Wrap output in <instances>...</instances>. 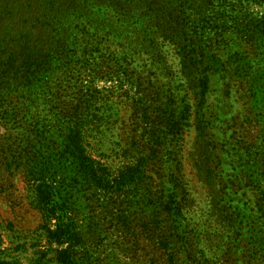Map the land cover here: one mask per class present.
<instances>
[{
	"label": "trees",
	"instance_id": "obj_1",
	"mask_svg": "<svg viewBox=\"0 0 264 264\" xmlns=\"http://www.w3.org/2000/svg\"><path fill=\"white\" fill-rule=\"evenodd\" d=\"M262 3L264 0H0V171L10 179L15 173L23 174L29 183H33L30 186L33 202L29 205L41 215L40 230L46 234L48 242L68 245L57 253V264H75L73 250L83 240L72 219L66 217L68 200L63 195H68L74 185L82 184L105 192L111 187L105 170L98 169L85 150L81 121L83 117L87 120L91 117V102L96 100L93 87L100 81L114 78L119 84L132 78L133 83L142 81L139 86L145 92L157 90L145 95L147 102L142 109L162 131L153 132L151 144L162 147L169 142V137H173V132L183 136L190 126H194L199 139L197 144L202 146L209 140L207 117L211 115L208 98L212 70L205 45L199 39L204 35L212 36L213 32L219 34L228 22L234 21L232 17L228 19L229 8L235 12L237 7ZM219 6L226 12H215ZM203 12L205 16L200 22L206 25L198 30L193 17L202 16ZM240 24L238 30L244 42L255 43L256 35H264V25L255 20ZM202 31L205 33H198ZM168 42L183 48L178 49L180 73L186 76L189 84L181 85L186 89L182 101L176 100V89L172 86L175 77L170 76L171 72L161 71L164 62L158 59ZM143 60L151 64V79L135 78V72L129 71L132 64ZM109 69H113L111 79L105 76ZM157 71L164 73L168 84L156 76ZM246 76L244 81L249 80ZM85 78L87 85L83 84ZM253 89L251 86L248 91L256 98ZM27 115L33 120L31 129L27 141L17 145L16 149H34L36 145L29 143L33 141L41 142L42 149L61 151H49L43 157L38 153L6 150L13 149L10 145L12 128H8V124H18L19 118ZM38 120H48L49 127L41 132ZM202 150L197 149V152ZM204 150L207 173L213 184L218 183L216 149ZM167 161H170L167 154H162L159 161L162 171ZM179 164L178 161L176 169L180 168ZM250 165L248 163L249 168L256 170L253 173L257 176L256 181L261 179L263 185L264 167L258 169ZM142 170L127 168L113 182L115 193L123 194L122 188L136 185L144 174ZM166 177L160 175L163 191L156 203L151 222L154 227L150 230L163 234L161 245L165 249L181 253L184 248L181 233L185 232L177 218L183 216L189 192L176 178L172 179L174 176L167 181ZM262 185L257 183L255 187L260 193L264 214ZM211 188V205L215 208L210 214L216 218V223L206 222L203 237L207 245L203 249L199 243L194 245L195 236L190 239L188 249H183L189 263L219 264L209 257L210 254L217 255L212 251L213 238L222 239L223 233L227 238L224 248H229L223 253L224 262L234 257L235 264L252 261L258 250L264 252V237L255 243V235L260 231L254 229L249 218L243 217L241 212L238 215L232 213L225 203L223 190L217 192ZM55 218L54 228L51 222ZM249 240L255 244L254 249L242 245ZM177 244H181V249L176 248Z\"/></svg>",
	"mask_w": 264,
	"mask_h": 264
},
{
	"label": "rangeland",
	"instance_id": "obj_2",
	"mask_svg": "<svg viewBox=\"0 0 264 264\" xmlns=\"http://www.w3.org/2000/svg\"><path fill=\"white\" fill-rule=\"evenodd\" d=\"M216 6L218 8V4ZM222 7L219 6L220 9L215 12H226ZM203 13L202 16L193 17L198 30L206 25L200 22V18L205 16ZM227 16L234 21L228 22L221 29L222 32L216 35L213 32L212 36L204 35L199 39L205 45L212 70L208 98L211 115L207 117L209 140L203 142L202 146L197 144L199 139L194 126H190L183 136L173 132L175 141H170L172 138L169 137V142L162 147L151 144L153 132L161 129L158 123L155 124L143 114L142 109L147 102L145 95L157 90L145 92L139 86L142 81L133 83L132 78L119 84L116 78L111 79L113 69H109L105 76L111 80L100 81L93 87L96 100L91 102V117L89 120L83 117L81 121L85 150L97 168L105 170L111 187L105 192L82 184L74 185L68 195H63L68 200L66 217L72 219L83 238L81 245L73 250L75 264H191L183 249H188L193 236L197 239L194 245L199 243L203 249L207 245L203 237L206 222L211 220L212 224L216 223V218L210 214L215 208L211 205V187L217 192L223 190L225 203L231 207L232 213L238 215L241 212L243 217L249 218L254 229L260 231L255 235V243L264 237L263 203L255 187L257 183L262 185V180L256 181L257 176L253 175L256 170L248 167V163L258 169L264 167V35L258 34L255 43H247L238 30L241 22L255 20L257 24L264 25V3L237 7L235 12L229 8ZM178 49L183 48L168 42L161 49L158 59L164 62L161 71L171 72L170 76L175 77L172 86L176 89V100L182 101L186 89L181 85L189 82L180 73ZM150 65L145 60L138 61L129 67V71L135 72V78L144 80L150 78ZM161 71H157L156 76L162 83L168 84ZM244 75L249 76V80L244 81ZM85 81L86 78L83 84L87 85ZM251 86L256 98H252L248 91ZM31 121L27 115L20 117L18 124H8V128H12L10 145H13V149L6 150L38 153L43 157L49 151H61L42 149L41 142L33 141L29 143L36 145L34 149H16L17 145L27 141ZM38 121L41 132L50 125L48 120ZM197 149L203 150L197 152ZM204 149H216L218 183L213 184L207 173ZM162 154H167L170 159L163 171L159 164ZM178 161L180 168L176 169ZM129 167L142 168L144 174L136 185L122 188L120 192L123 194L118 195L113 182ZM160 175L168 176L166 181L174 176L172 179L176 178L189 192L183 216L177 218L185 232L181 233L184 237L181 253H175L171 248L165 249L161 245L163 234L150 230L154 227L151 222L163 191ZM11 178L0 171V264H57V253L68 245L48 242L46 234L40 230L43 224L41 215L29 205L33 202L30 187L33 183H29L20 173H15ZM165 187L168 188V184ZM51 223L55 228L56 218ZM213 239L215 244L212 251L217 255L214 257L210 254L212 258H209L219 264H235L233 261L236 257L223 261V253L227 249L224 248L227 240L224 233L222 239ZM251 243L249 240L242 245L254 249L255 244ZM181 247V244L176 246L177 249ZM218 249H221L220 252ZM258 251L252 261L239 264H264V252Z\"/></svg>",
	"mask_w": 264,
	"mask_h": 264
}]
</instances>
